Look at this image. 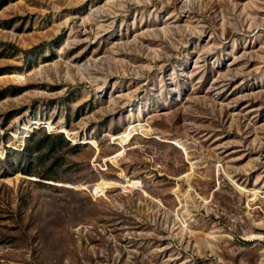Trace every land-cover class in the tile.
<instances>
[{
  "label": "rangeland",
  "instance_id": "rangeland-1",
  "mask_svg": "<svg viewBox=\"0 0 264 264\" xmlns=\"http://www.w3.org/2000/svg\"><path fill=\"white\" fill-rule=\"evenodd\" d=\"M0 264H264V0H0Z\"/></svg>",
  "mask_w": 264,
  "mask_h": 264
},
{
  "label": "trees",
  "instance_id": "trees-1",
  "mask_svg": "<svg viewBox=\"0 0 264 264\" xmlns=\"http://www.w3.org/2000/svg\"><path fill=\"white\" fill-rule=\"evenodd\" d=\"M6 3V2H5ZM5 3H3L2 5H4ZM47 137L50 138L51 137V134H47ZM58 138H61V134L58 135ZM62 141H65L67 142L66 140L62 139ZM53 143V141H52ZM44 146V144L40 141H36L35 143L32 144L31 147L29 146H26L25 147V153H28V154H31L32 152L34 151H38L40 150L42 147Z\"/></svg>",
  "mask_w": 264,
  "mask_h": 264
}]
</instances>
